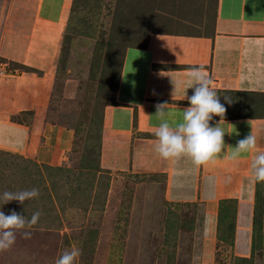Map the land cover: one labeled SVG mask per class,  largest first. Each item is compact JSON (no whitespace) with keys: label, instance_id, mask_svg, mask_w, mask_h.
Here are the masks:
<instances>
[{"label":"rangeland","instance_id":"1","mask_svg":"<svg viewBox=\"0 0 264 264\" xmlns=\"http://www.w3.org/2000/svg\"><path fill=\"white\" fill-rule=\"evenodd\" d=\"M37 1L0 0L4 79L14 73L51 81L44 111L0 103V194L40 193L0 211L41 212L0 253V264H55L71 248L81 252L77 264H264V182L254 244L244 256L234 246L235 201L224 202L212 247L203 201L170 200L164 174L113 171L101 161L104 112L115 101L126 49L145 46L153 32L210 34L218 0H62L63 14L51 24L27 4ZM34 16L46 23L40 32ZM27 48L33 63L23 61ZM217 94L225 114L264 117V93ZM132 229L139 235L129 239Z\"/></svg>","mask_w":264,"mask_h":264},{"label":"crops","instance_id":"2","mask_svg":"<svg viewBox=\"0 0 264 264\" xmlns=\"http://www.w3.org/2000/svg\"><path fill=\"white\" fill-rule=\"evenodd\" d=\"M27 4L45 22L63 14L62 0ZM30 18L32 25H39L37 32L46 26L44 22L39 24L35 16ZM29 48L23 61L33 63L37 58L31 56ZM200 66L209 73L216 92L264 93V0H218L210 34L153 32L145 47L127 48L115 101L104 112L102 166L118 172L162 173L168 199L181 203L203 201L206 235L212 247L218 237L220 201L236 199L234 246L238 254L245 256L251 253L254 234L257 182L250 183L253 153H242L236 161L228 155L238 140L251 133L256 137V151H264V117L225 114L219 126L228 147L214 163L195 167L186 157L163 159L154 150L155 132L161 123L155 114L157 105L167 104V118L179 123L183 109L190 106L187 97L193 89H187L185 96L181 83L174 92L172 80L183 82L189 69ZM4 71L5 67L0 74V103L46 110L51 85L48 77L13 73L4 79ZM220 119L214 116L210 123L216 126ZM133 234L139 235L132 229L129 239Z\"/></svg>","mask_w":264,"mask_h":264},{"label":"clouds","instance_id":"3","mask_svg":"<svg viewBox=\"0 0 264 264\" xmlns=\"http://www.w3.org/2000/svg\"><path fill=\"white\" fill-rule=\"evenodd\" d=\"M172 82L174 92L178 91L183 83L185 96L187 89H193V94L187 97L190 106L183 109L182 120L179 123H173L167 118L168 113L165 111L167 104L157 105L155 114L161 118V123L155 132L157 138L155 152L163 159L186 157L195 167L214 163L216 157L225 153L224 149L228 147L224 142L225 132L219 126L224 121L226 108L212 87L213 81L209 73L203 66L194 67L186 72V80ZM214 116L221 118L216 126L210 123ZM256 148V137L251 133L238 140L228 155L230 160L236 161L242 153H253L250 183L264 182V151H256ZM39 195L36 188L16 192L4 191L0 194V205L11 201L23 205L25 201L38 198ZM40 217L39 211L34 212L30 218L15 210L8 215L0 211V253L10 250L16 242L17 232L32 229L38 224ZM31 235L30 231L23 232L25 239H31ZM80 255L78 248L66 249L56 259L55 264H77Z\"/></svg>","mask_w":264,"mask_h":264},{"label":"trees","instance_id":"4","mask_svg":"<svg viewBox=\"0 0 264 264\" xmlns=\"http://www.w3.org/2000/svg\"><path fill=\"white\" fill-rule=\"evenodd\" d=\"M147 42H148V40H147ZM145 46H141V47H145ZM132 47H140V46H132ZM125 53H126V51H125ZM125 53H124V57H125ZM124 57H123V61H122V64H121V69H122V65H123V62H124ZM120 74H121V71H120ZM119 79H120V76H119ZM134 174L137 175V174H140V173H134ZM258 196H259V182H257L256 199H255L254 234H255V227H256V224H257L256 222H257V212H258V207H257ZM226 201H235L236 202V214H237V200L234 199V198L222 199L220 201V209H219V224H218V228L219 229L221 228V223H222L223 218H225L224 213H225L226 210H224L223 207H224V202H226ZM235 227H236V218H235V222H234V226H233V236L234 237H235ZM254 234H253L252 246L254 244Z\"/></svg>","mask_w":264,"mask_h":264},{"label":"built area","instance_id":"5","mask_svg":"<svg viewBox=\"0 0 264 264\" xmlns=\"http://www.w3.org/2000/svg\"><path fill=\"white\" fill-rule=\"evenodd\" d=\"M2 73V70H0V74Z\"/></svg>","mask_w":264,"mask_h":264}]
</instances>
